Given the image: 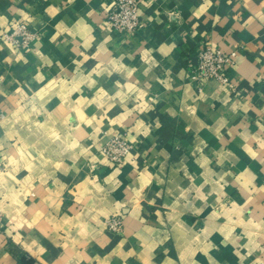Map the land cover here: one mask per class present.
I'll return each instance as SVG.
<instances>
[{"label": "crops", "instance_id": "0c3cea01", "mask_svg": "<svg viewBox=\"0 0 264 264\" xmlns=\"http://www.w3.org/2000/svg\"><path fill=\"white\" fill-rule=\"evenodd\" d=\"M113 2L0 0V264H264V0H141L134 33ZM206 44L234 86L198 88Z\"/></svg>", "mask_w": 264, "mask_h": 264}, {"label": "built area", "instance_id": "2783aa9c", "mask_svg": "<svg viewBox=\"0 0 264 264\" xmlns=\"http://www.w3.org/2000/svg\"><path fill=\"white\" fill-rule=\"evenodd\" d=\"M141 0H114L112 6L107 10L106 17L112 27L120 32L134 33L144 25L140 13ZM4 39L16 48H29L36 37L26 20H21L11 30L5 31ZM236 52H225L209 44L202 46L196 54V61L191 67V77L197 82L198 88L203 89L208 79H217L225 84L234 86L227 73L228 66L234 62ZM133 143L125 134L117 133L111 135L101 146V153L113 162H120L132 150ZM0 152V167H2ZM4 218L0 213V231L4 227ZM105 224L108 229L119 232L123 229L124 218L121 214H114L106 218Z\"/></svg>", "mask_w": 264, "mask_h": 264}]
</instances>
